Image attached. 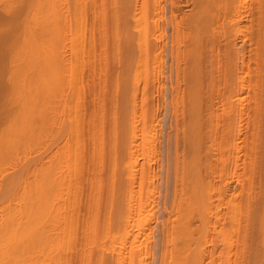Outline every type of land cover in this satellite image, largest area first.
Instances as JSON below:
<instances>
[{
	"label": "bare ground",
	"instance_id": "obj_1",
	"mask_svg": "<svg viewBox=\"0 0 264 264\" xmlns=\"http://www.w3.org/2000/svg\"><path fill=\"white\" fill-rule=\"evenodd\" d=\"M74 1L77 2L78 0L77 1L73 0V2L72 0L71 1L42 0L43 3L42 5L39 6V9L35 13L30 15L31 22L28 23L24 22L22 27V33L21 35H19L18 38L19 40L11 39L10 36L5 37L3 33L6 28L0 31V98H2L3 91L7 89L9 91L10 87L14 91L19 90L18 91L19 94L17 95L18 105L16 104L17 107H15L16 108L15 112L12 111L13 109L11 110L10 108H3L4 110L1 108L2 110H0V166H5V165L8 166L7 170H4V174L1 175L0 177V181H1L0 182V212L2 214L5 213L0 219V264H70L69 262L70 259L72 260V258L67 254V252H70L69 254H73L74 252L75 254V251L78 252L77 255L73 254L74 258L77 260L75 261L74 259V261L77 264H134L136 259L138 261L139 258L138 256H137L138 258H136L134 253H137L138 255V252L140 254V252L144 248V246L143 247L141 246L142 243H139L141 245L137 243L138 240H140L138 238H141V236L144 234L143 230L149 231L148 228L145 229V227L148 226L149 223L148 219L150 218L148 217L147 219V217L145 218V216L142 215L145 218L144 219L141 216V213L144 214L145 212L144 210H147V214L145 213L144 215H148L149 214L148 206L150 204H152L153 206L154 204L155 196H153V194H155L154 193L155 185L153 184V182L158 177V171H155L151 167V165L153 164V160L155 158V155L157 154L156 151L154 150H157L156 148H158L157 145L158 142L156 143L157 147H155V145L153 144V142H155L153 141L155 137H153L152 133L156 131L155 130L156 128H154L155 127L154 123L157 122L154 121L155 114L151 110L153 108L148 107L149 99H147L148 97L147 91L149 85L146 83V81L148 78H150L147 72L149 71V69L147 68L148 66L147 64L149 62L148 60H152L153 58V63L154 60L156 59L157 61L162 60V51L164 45L158 43V41H161L162 39L161 26H159L158 24L160 18L158 19V17H155L156 13L158 12L157 11L158 9H155V7L157 8V5L159 4L160 0L153 1L156 2V6L154 5L155 3L154 4L152 3L153 5H151L150 3L151 0H133L134 4L131 0L130 3L132 2L133 5L132 4L130 5V3L128 2L129 0H88L89 3L90 1H92L90 3V7L96 6L94 10L92 8L91 12L90 9L88 11L86 10L87 13L90 14L88 16H91V20L89 19L90 21L87 19L88 22H91V24L93 22H97L96 24H98L99 22L101 26L104 25L106 26L107 19L105 17L107 16L108 11L111 12L113 10L111 13L109 12V14H111L110 16L111 18L109 17V20L111 19L110 20L111 23L110 21H108L109 25L110 24L112 25L111 32L113 33L108 32L110 34L109 36H107V27L106 28L104 27V30H106L105 32L102 29L103 27H101L98 24L99 26L96 25V27L98 26L97 27L98 29L100 27V29L103 30L100 31V34L98 33L99 38L96 37L97 40L99 39L98 42L97 40H95L96 38H93L94 36L97 35V34L93 35L94 34L93 32H90L93 34L92 36L88 37V40L86 42L92 48L93 51H95L96 49L95 52H92L91 50L92 55H94V58H98L100 60L103 59L106 53L104 52L106 51L104 50L106 45H108L107 49L111 51L113 49L112 52L113 54L111 55H113L115 59L121 57L123 58L124 56L126 57L125 54H127L128 56L129 51L128 52L127 50L124 51V49L128 48L131 51L132 50L131 47L134 46L133 43H135V50L133 48L135 52H133V50L131 52H133L132 55L135 53L136 57L133 55L132 57L134 58H132L131 55L129 54L127 60H129L130 57V59L132 58L133 60H137V61L135 62L133 61L134 63L131 62L134 65L136 64V66H134L135 70L133 72L135 76L134 84H132L131 76L130 75L126 76V74L128 73L122 72V74H120L121 73L120 71V73L118 74L119 80L121 81L122 85L126 88L124 92H119L118 88H116L117 86H119L118 83H117L118 85L116 84L114 85L115 87L113 86V88L111 89L112 92L108 91L107 89H106L107 91L103 90L100 86L94 90H92L90 87H87V89L84 87H83L84 89L83 88L79 89L80 87L77 86L78 79H76L77 81L73 79L71 81V84H73V86L72 85L70 86L72 88L70 90L73 91V89L75 88L74 92L76 94H78L79 91L82 92V90L84 91L87 90L86 92L87 94H89L87 95V97H85L86 92L83 93L85 95V96L82 95L83 100L81 96L79 97L80 94L78 95L75 94L72 96L71 95L73 94L72 91L70 92L67 91V93L68 92L71 93L69 94L71 97L68 95V97L66 98V89H68L66 88L67 87L66 84H68L67 83L68 79H66L67 74H65V72L68 71L67 70L68 68L70 69V67L67 68V66L69 65L68 64L69 59L71 58L67 59L68 57V55L66 54L67 50H65L67 49L66 48L67 42L65 43V41L63 40L65 39L64 37H65L66 25L68 26L67 23L70 22L69 19L71 18H69V15L67 17L65 10L67 13H69L67 10L70 9H68L69 7L67 8V6L74 3ZM82 1L84 0H81V2L79 3H82ZM189 1L191 3H195V7L197 9L193 14L189 15L186 18L187 15L185 16L182 14L181 16V13L178 12L180 11V9H182L181 8V6H183L182 2H189ZM215 1L216 0H171L172 2L171 13L174 16L172 42L173 45H175V53L177 57L175 68H176L177 84L179 85L177 86L180 88V83L183 84L182 90H180L181 88L179 89L177 87L178 90L176 93L179 96L181 95L182 99L184 98V105L186 103L185 107L182 105L184 109L182 107L183 110L180 112L179 98H176L173 102V109H174L173 113L175 117L173 126H175V131H172L174 135L171 136L173 138L171 139L174 142L172 144L174 153L173 156L172 155L170 156L171 149L168 148L170 152H167L168 155H167V162H166L167 164H166V172H165L166 184L164 186L165 187L164 203L166 207L169 206L170 207L169 209L168 208L166 209V207H164V209H166V211L169 210L166 213L167 215L169 214L171 215L169 216V218L167 217V221L165 219L166 221L165 223L167 224L164 225V227L166 226V228L165 230H163V234L165 233V235L169 239L167 240V242L171 240L170 237H172L173 235L175 236L176 234L180 236V239L182 238V240L172 238V241L177 240L176 241L177 245L174 244V247L177 246L175 248L176 250L175 251L170 250L171 253L175 252L173 253L175 256V257L173 256L174 259L171 257L173 255L171 253H170L171 256H168L167 255L168 253L166 254V256L164 255L165 257H168L167 260L172 258L170 260L172 262L175 261L174 264H203L205 259L204 256L205 255L207 256V254L203 256L204 250L202 251L200 248L197 247L199 249L198 250L192 247L193 245L192 246L189 245L190 247L193 248L192 250L195 249L194 251L191 250L192 252H190L189 246L186 245L188 242L190 243L188 239H190L191 237L190 219L192 214L195 213V211L196 213L198 212L197 215L200 218L199 221L203 222V224L200 223V225L202 224L200 226L201 229L203 230V227L204 230L207 229V227L210 226L211 223L209 222L210 221L209 218L207 219L206 215L213 213L211 212V206L215 205L214 207H216L215 209H217L218 206L220 207V205H222L217 203L218 202L222 203L224 201V200L222 201L219 197L217 198L215 196V200H217V203L215 201L213 202L214 195L209 192L207 193L208 190L212 189V185L214 182H209L207 184H204V182L201 183V180L199 179L200 176L198 170L202 171L201 169L203 166L201 167L199 165L201 161L199 162L197 158L198 156L199 159L201 158L200 157L201 155L200 154L198 155V152L201 150L200 149L198 151L200 141L204 140L203 142H205L207 141V139H209L212 146L216 145V144L213 145L214 141H216V128H217V122H216L217 113L214 108L216 106V104L214 103L217 102L215 90H217L216 86L218 87L217 77L214 74V70L216 68L215 67L216 59L214 56L211 58L210 65L213 69V72L210 76L208 77L205 76V78L206 77L207 78L206 80H204L206 82V85L210 87V94H209L210 111L208 113V117L204 114L203 111H201L202 108L200 107L201 104L199 103V99L201 96L199 95V93H201V91L199 90L203 86L202 85L203 82L201 78L202 76L200 72V67L198 66L199 53L203 45L202 30H203V26H205V22L203 21L205 18L206 6L203 3L204 2L214 3ZM219 1L220 4H218L219 3L218 0H217L218 3L216 2L217 5H219V7L215 4L217 6V9L219 8V11H217L218 13L215 12L213 13V15H211L212 19L219 20L221 15L224 19H228L232 25L238 24V22H240L243 19L246 9L245 8L246 0H219ZM223 2H226V9H223L222 7L224 6ZM92 3H94V5H92ZM105 3L106 4L108 3V5L109 4L113 5V9L112 7L109 8V10L107 9L108 11H106L107 12L106 14H104L105 11L102 12V10L103 9L106 10L107 7L112 5L109 6L107 5L106 7V5H104ZM124 3H126V5L129 3L128 4L129 6L123 11L122 9L123 6L125 5ZM77 5L75 6L77 7ZM79 5L81 6L82 4ZM103 5L106 8H104ZM259 5L260 7H258V9L260 10L256 11L257 12L256 15H259V17L261 18L258 27L261 23H262L261 25H263L264 23V13H262L264 12V3L261 2ZM130 6L133 7L130 9L129 8ZM152 6H154L155 9L154 12H152L153 10ZM158 6L160 7V5ZM101 7L103 9H100ZM81 9L78 11L82 12ZM18 10H16V12L13 13H17ZM78 11H76V13ZM219 12H221L222 14L221 13L219 14ZM87 13L85 14L87 15ZM81 14L83 15V13ZM77 15L78 14L75 15L74 12V16L76 17ZM84 15L82 18H80L81 21L83 20V18L85 20ZM78 16L81 17L80 14ZM65 17H66V21H65ZM75 17L73 19H75ZM67 18L69 19L67 20ZM257 18L258 17L255 16V21L257 20ZM78 19L79 18L77 17L76 20H74V22L77 21ZM80 19L78 20L79 22H81ZM87 20H85V22H87ZM103 22L105 23L104 25H102ZM127 22L135 23L134 27L136 28L137 35L135 37L136 39L132 37L131 39L129 37L130 34L128 35L127 33L128 36L125 34L126 35L125 37L127 38L126 40H128L129 43L127 42L128 45L126 44L125 46H122L121 44L122 38L120 39V37H122L121 35L125 33V27L128 26ZM14 24L20 25V22L19 23L14 22ZM94 25L95 23H93L92 27ZM261 25L259 29L264 28V25L262 27ZM97 28L96 30H98ZM96 30L94 29L95 32H97ZM120 31L122 32L119 33ZM237 31L239 32V30ZM214 32H213V36L208 37L210 41H213L211 38H214L217 34L216 32L215 33ZM261 33L263 35L264 30H262ZM111 35L113 36L111 37ZM106 37H108V39H110V37L113 38L112 41L113 44L110 40H107ZM151 37L152 40L153 39L155 40V41L153 40L154 42H156L155 44L154 42L151 43L150 41ZM123 39L122 41L124 43L126 40L124 41ZM84 40H86V38ZM131 40H133V43ZM130 43L131 46H129ZM94 44L98 45L99 47L97 46L94 48ZM109 44L110 47L111 45H113L112 46L113 48L111 47L112 49L109 47ZM76 45L77 47H79L78 46L79 44L76 43ZM85 45L87 46V44ZM90 47H86L87 51L88 48L90 51ZM122 49L125 54L123 53ZM7 50H13L12 52L13 59H11V61L8 60V62L5 58ZM76 51L75 54L73 53V55H75V58L78 59L80 54L78 55ZM121 51L123 55H121ZM91 52H89L90 56H92L90 54ZM245 54L246 53L244 52L242 53V55H240L241 56L240 59L242 60L240 66L242 68H245L247 63L244 57ZM106 55H108V52ZM111 55L110 56L108 55L109 57L107 56V60L109 58L110 60L111 59L113 60L109 62H113V64L116 62L118 63L117 60L113 59V56L111 58ZM213 55H215L214 51H213ZM72 58L75 59L74 56ZM81 59L79 58L77 61L79 62V60ZM98 59L95 60L97 61ZM230 59L231 58H229V60L227 59L228 61L227 64L231 68L232 67L231 63L233 62H231ZM121 60L119 59L120 61L119 63H121ZM86 61H91V60H86ZM104 62L107 61H105L104 59ZM89 63L91 65V62ZM92 63H95V61H92ZM181 63L183 64L181 65ZM78 64L80 65V63H77V65ZM103 65L99 64L98 66H95L92 64L91 66L93 70L91 71L89 70L90 73L86 72V74L87 73L91 74L92 77H97L98 79L104 77L106 75L105 68H107V66L105 65L106 66L105 67ZM69 66H71V63ZM78 67L79 66H77V68ZM72 68H73L72 70L77 69L73 65ZM87 68L90 67L88 66ZM231 71L233 72L234 70L228 69L229 76L226 78L227 81L226 83L232 87L234 86L238 87V84L241 83L239 84V86L241 90H244L245 89L244 82H246L245 81L246 74L244 75V78L242 77L243 79L241 78V81H239L238 78L241 77L240 75H242V73L239 75L240 77L235 76L239 81L236 82L237 79H235L233 74H231L232 73ZM244 71L243 73H245ZM34 73H37L36 77L35 76L32 77V75H35ZM157 74L161 75L162 70L158 72L156 70L152 71V77ZM37 77H38L37 80L39 81L36 80ZM33 78L34 80H36V82H38L37 83L38 85L35 84ZM74 83H76L75 87H74ZM161 85L162 84H159L160 87ZM33 87H35L36 91L39 93V97H38L39 99L37 98L38 96L37 93H35V95L37 94L36 96L34 94H32L31 96L32 92L30 90L34 89ZM76 89L79 91H77ZM29 91L31 93H29ZM92 91L96 93L94 94L92 93ZM91 93L94 94L93 95L94 97L95 96L96 97L95 98L93 97L94 100L93 98L90 100L89 97V100L87 101L86 99L88 98V96H90ZM29 95L31 96V98L29 99L30 101H28V98L30 97ZM235 95H237L236 92L235 94L234 92H229V95L225 97V101H224L225 113L227 115L236 113V114H240L241 116H244V114H246V112L244 113L243 110L244 106H242L244 103L241 105V108L242 107L243 108L242 109L240 108L241 111L239 110L240 111L239 113V111H237L238 108L236 110V106L237 107L240 106V104L242 103L241 102L242 99L240 98L241 97L240 96L238 98L241 100L237 101L239 99H237L236 98L237 96ZM75 96L76 98L79 97L78 100L80 99V102L79 103L74 102L75 106L73 105L74 103L72 104L73 106H71L69 104L71 100L78 101L76 98L75 100L72 99V97L74 98ZM32 97H34V99ZM34 100H36V102L42 101V103L40 102V105H42V107L41 109L38 108L37 112L31 109V108L34 109L37 106L40 107L38 103L34 104L35 102ZM28 102L29 104L32 103L33 107L32 105H28ZM235 102H237V105ZM91 103H93V105H91ZM234 103L236 106H234ZM198 104L200 105L197 106ZM29 107L30 110L28 111ZM198 108H201L200 111L203 112L202 114H200ZM33 111L36 112V114H38V111L42 112L40 117L41 119L39 118L40 120L37 119L38 115H35ZM149 111H151L152 115L154 114L153 117L152 115H149L147 117ZM180 114H182L186 118L185 119L182 116L183 117L182 119L185 120L184 123L183 122L181 123L182 125H180L179 122L182 121V119L181 120L179 119L181 118ZM200 115H205L207 118L204 116H203L204 118H201L202 116L200 117ZM5 118L7 119L6 122H5ZM36 119L40 121V124L42 126L41 137L40 138L38 137L39 139H41L40 147L42 149L40 148L41 151H39L41 153L39 157L41 158H38L39 160L37 159L40 162H36L34 160V163L36 162L35 163L36 165L38 163L39 167L36 165H35L36 167H34L32 163L31 165L26 155L27 154L26 147L31 138L30 136L33 137L32 126L34 125L32 124ZM239 119L240 120L237 122L238 124H235V126L234 124H230L228 127H226L227 128L225 129L226 133L225 132L224 133L226 134L227 137H232L235 133L236 135L238 134L239 136L240 132L242 131L241 125L243 118L239 117ZM228 121H232V118L231 119L229 118ZM236 125L238 126L236 127ZM258 125H260L261 127L260 123ZM204 127L206 128L205 131L203 130ZM203 131L207 132L206 133L207 139H204L203 136L205 135V133ZM230 139H232L233 141L232 140L230 141ZM237 139L236 138L235 140L234 138H229V140L226 139L227 143L226 142L225 143L227 145L223 142L224 146L221 152H224L225 154L227 150L228 151L230 150L228 148L230 146L234 148V151L236 150V153L238 151H241V149L239 150V148H241L240 146L241 144L240 145L238 144L240 143L239 142L240 140L237 141ZM235 141H237L238 143H236ZM203 142H201V146ZM231 142L233 143L230 144ZM236 144L239 145V148L238 145ZM208 146L210 147V144H208ZM212 146L210 147V149H213ZM215 147L213 150L219 149L218 148L219 146L217 148ZM252 149L255 151L256 154L255 147L254 148L252 147ZM212 152L209 151V154H211ZM215 153L216 152H214V154L213 153L211 154L212 158L214 157ZM239 154L241 155V152ZM235 155L237 156L236 157L234 156L233 158H235V160L236 158H238L237 160H239L240 155L238 156V153ZM211 156L209 155V157ZM220 156H222V154ZM220 156H216V157L219 158ZM224 156H222L223 158L220 159L221 161L220 164L223 163L224 164L223 166L226 167L227 164H225L224 161L226 163H228V161L224 160L226 158V154ZM216 157H214L213 159H216ZM144 159L146 160L145 161L146 166H143L144 167L143 168L142 165ZM200 160H202V158ZM237 160L234 162L235 163L234 168L239 169L237 166L240 167V164L238 163L239 161L237 162ZM214 161L216 162V160H213V162ZM196 162L198 163V165L196 164ZM209 162L210 160L208 161V164ZM213 162L211 161L210 164L211 166L215 164L212 166V168L214 166L215 167L213 169H210L209 167L211 173L216 172L212 170H215L217 162L216 163ZM256 164L257 163L254 164V168L257 172L258 169L256 168L258 167H255ZM30 165L36 168L37 171L34 180L33 179L29 180V177H27L28 174L29 175L31 174L29 172L31 167ZM9 169L10 171H8ZM2 171L0 172L3 173ZM38 171H41V175L40 172ZM257 174L258 173L254 172V176H256ZM211 176H213L212 177L213 179H215L214 177H216V175H213V173ZM208 184L209 186H207ZM143 187L145 188L144 191H143ZM217 187H213V188H217ZM220 189L222 191L223 189L222 186ZM220 189H218V191ZM215 190L216 189L214 190L212 189L210 192L212 191L215 192ZM223 190L227 191L226 188H224ZM205 191L206 194H209L208 196L211 197L212 202L209 201L208 199L211 205L210 207L208 203L206 204L203 201V197H205L203 196L205 194ZM221 191L219 192L220 193L219 195L221 196H224V194L227 193V192L221 193ZM251 194L252 193H250L249 196ZM226 197L228 198V196H225V198ZM251 197L252 195L247 199L250 201L249 198ZM167 201L168 202L170 201L169 203L170 205L168 204V206H167ZM249 201H247V204ZM234 202H235L234 204H236V202L238 201L234 200ZM250 203L251 202H249V204ZM234 204L232 205L234 206V210H233L234 212L232 211L234 215L233 218L230 219V221H232L233 223H234L233 219L235 218L236 213L239 209V208L237 209L238 207L237 204L239 203H237L236 205ZM151 208H149V210ZM242 211L240 210V213ZM174 213H176L177 216ZM242 213L240 215H242ZM220 215L218 218L222 217V215L221 216ZM243 215L244 217L248 216L247 218H250L249 214L245 216V212ZM243 215L241 217H243ZM210 216H212V214ZM237 217L238 216H236L234 220L239 219V221L241 222L240 218ZM218 218L214 220L219 223L220 221ZM150 220H152V218ZM206 221L209 222L210 224L209 223L205 224ZM246 221L244 223L247 225ZM250 225L244 227L249 228ZM96 226H99L100 228L101 227L108 228L111 226L113 230L110 228L108 229L102 228L104 230L103 231L104 233H101L100 228H97ZM95 227L97 228V231L99 230L98 232L99 234L101 233L100 234L101 236L102 234H104L103 236H105L106 235L105 231L107 230L112 231V233L108 232L109 234L111 233L110 234L111 236L108 234L109 235L108 237L107 235L108 238L112 237L113 235L112 239H109V241H112L113 238H114L113 241H115V239L116 241L119 240L120 242H118V244L120 243V246L118 247L115 245L114 247L113 244L116 241L110 242L112 243L111 245L113 246H111L109 242H107L106 245L105 240L107 239H105V237H104L105 240L102 239L103 238L102 236L100 237L101 241L104 242L105 244L100 242L98 239L97 242H99V245H101L102 243L106 246L101 245L102 247H100L98 243L95 242L96 235L93 236V238L95 237L94 238L95 243L92 245L93 242L92 235H94L92 234V232L93 229H95ZM259 227H260L259 230L261 231L260 244L262 246V251H261L262 258L260 256L258 257V259L261 258L260 259L261 262L259 263L264 264V206H263L261 219H259ZM77 229H78V235H77L78 238L75 237ZM245 230L246 229H244V231ZM99 234L98 237L100 236ZM178 235L176 236L178 237ZM240 237L242 239L243 236L240 235L239 238H237L239 241H240ZM76 238L78 243L79 242L81 243V244L79 243V246H81L82 244L86 245V248H84V250L81 249H80L81 251L74 250L75 247L71 246L70 242L72 243L74 239L76 240ZM223 239H225L224 241L228 242L227 245L230 243L231 240H232L231 244H233V240L234 243L236 240V239H227V238H223ZM243 239H245V243H247V238L244 237ZM178 240L179 243L183 241L182 243L184 244L181 243L180 245L178 243ZM218 241L220 240L218 239ZM239 241H237L238 245L241 244V242L239 244ZM242 242H244V240H242ZM95 244H97L100 247V250L98 252L96 250L97 247ZM138 245L140 246L139 249H137ZM178 245L181 248L184 245L185 247L182 248L183 249L182 250L178 247ZM243 245L244 243L242 244V246ZM110 246L113 247V249ZM230 246L231 245H228L227 248L229 247L230 249ZM233 246L231 247V249L234 248ZM92 247L95 248L94 250L96 251L94 250L91 251ZM103 247H107L104 248L105 254L107 249H108L107 255H109L110 251H112L113 254L111 256H107L104 253H101L103 252L101 251V249L103 250ZM115 248H117L118 250L117 249L115 250ZM140 248H142L141 251ZM216 248H214L213 251ZM240 248H238V250L241 252L246 250L245 246H244L245 249L243 251L240 250ZM68 249L70 251H68ZM166 249L165 251L168 252L169 250ZM71 250H73V252H71ZM146 251L147 250H145V252ZM165 251L164 253H166ZM201 251L203 252V254L201 253ZM231 251L228 250L227 252V253L230 252L229 256H231L234 253V252L232 253ZM249 251H247V253ZM237 252L236 255L234 253V255L236 256L234 258L235 264H237L236 262H238L236 260L238 256ZM210 254H211V258H210V263L208 262L209 264L216 262L215 259L217 258H219L218 260L222 259L220 256L216 257L215 251L213 253L211 252ZM245 255L246 252L244 256ZM139 256H141V254ZM229 256H227V258ZM231 257H229V260H231ZM167 260L166 261L164 260V262L167 263L168 262ZM227 260L228 259L224 261L226 262L225 264H228ZM231 263L232 260L229 264Z\"/></svg>",
	"mask_w": 264,
	"mask_h": 264
},
{
	"label": "rangeland",
	"instance_id": "obj_2",
	"mask_svg": "<svg viewBox=\"0 0 264 264\" xmlns=\"http://www.w3.org/2000/svg\"><path fill=\"white\" fill-rule=\"evenodd\" d=\"M84 1L87 2L88 0H84ZM84 1H82V3H79V2H81V0L80 1L78 0L77 2L74 1V3H72L69 6H67V8L69 7L68 9H70V10H67L70 14L67 13L66 10H65V13L67 14V17L69 15V18H71V19L67 18V20L69 19L70 22L67 21L68 22L67 23L68 26L66 25V28H65V37H64L65 39L63 40V41H65V43L67 42L66 43V46H67L66 48L67 49H65V50H67V53L66 54L68 55V57H67V55H66V57H67V59L71 58V59H69V62L71 63V66H69L70 65L69 62H68L69 65L67 66V68L70 67V69L68 68L67 69L68 71L65 72V74H67V78L66 79H68V82H67L68 84H66L67 85L66 88H68V89H66V98L68 97L69 94H71L69 92L72 91V90H70V89H72L70 86L71 85L73 86V84H71V81L73 79H75V80L78 79V83H77L78 85L77 86L80 87L79 89H82L83 87L87 89V87H90L92 90H94V89H96L97 87L100 86L103 90H106L107 89L108 91H111V89L113 88V86L115 84L116 85L119 84V86H117L116 88H118L119 92H124L126 90V88L122 85L121 81L119 80L118 74L120 73V71H121L120 74H122V72L123 73L124 72L125 73H128V74H126V76L127 75H130L131 76V79H132V84H134V82H135V78L134 77L135 76H134V73L133 72L135 70L134 69V66H136V64L134 65L132 63H134L137 60H133L132 59V58H134V57H132L133 55L136 57V54L134 53L132 55V53L135 52L134 51L135 50V43H133V40H131L132 43H133V45H134V46L131 47L132 50L134 48L133 52H131L132 50L130 51L128 48H125L124 49V51H126V50H127V52L129 51L128 52V56H129V54L131 55L132 61H131L130 57H129V60H127L128 56H127V54L124 53L123 49H122V51L126 55V57L124 56L123 58L121 57V58L115 59V57L113 55H111V54H113L112 53L113 52V49H112L113 48L112 47L113 45H111L112 48L110 47V44L111 43L109 44V47L112 49V51L109 50V49H107L108 48L107 47L108 45H106L105 48H104V50H106L104 52H106V53H105L103 59L100 60L98 58H94V55H92V52H95L96 49H95V51H93L92 48L86 42L88 40V37L92 36L93 33H94L93 35L97 34L93 38L98 37V33L100 34V31L102 29L104 30V27L105 28L107 27V36H109L110 33H113V32H111L112 31L111 30L112 25L111 24L109 25V22H108V21L111 20V19L109 20V17L111 16V14H109L110 11H108V10L111 7L113 9V5L112 4H109V5H112V6H109L108 5L109 2L107 1L108 3L107 4L105 3L104 5H106V7L108 5L109 7L106 8L103 5V7L106 8V10L103 9L102 7L100 8V9H103L102 12L105 11L104 14H106L107 13L106 11H108V13H107L108 18H107V16L105 17L107 19L106 20V26L104 25L105 24L104 22L102 23V25H104V26H101V24H99V22H98V24L101 27H103L102 29H100V27H99V29H100L99 30L97 28L99 26L98 24H96L97 22H93L92 21L93 23H95V25H94L95 28H94V26L92 27L93 23L91 24V22H88L89 19L91 20V16H88L90 14H88L87 11L90 9V12H91L92 8L94 10V8L96 6H91L90 7V3L92 1H90V3H89V1L87 3L84 2ZM130 1L131 0H129L128 2L130 3ZM151 1H150L151 5H153L155 3L154 5L156 6V2H153L154 0H151ZM160 1H161V4H160ZM160 1H159V4H158V5H160V7L158 5H157V8L155 7V9H158L157 10L158 12L156 13V16L155 17H158V19L160 18L158 24H159V26H161L162 39H161V41H158V43L159 44L161 43V44L164 45L163 51H162V60L161 61L160 60L157 61V59H156V60H154V63H153V58H152V60H148L149 62H148L147 65L149 67L147 66V68L149 69V71H147V72H148L150 78H148L147 81H146V83L149 85L148 91H147L148 92L147 99H149L148 100L149 101L148 107L149 108H153L151 110L155 114L154 121L157 122V123H154L155 124V127L154 128H156L155 130L157 131V133H156V131L155 132L153 131L154 133H152V135L156 139V140L153 139V141H155V142H153V144L155 145V147H157V145H158V148H156L157 150H154V151H156L157 154L155 155V158L153 160V164L151 165V167L155 171H158V177L153 182V184L155 185V188H154V191H155L154 193L155 194H153V196H155V197H154V204H153V206H152V204H150L148 206V211H149L148 212L149 213L148 215L149 216L148 215H144L145 213L147 214V210H144L145 212L143 211L144 214L141 213V216L143 215V216H145V218L147 217V219H148V217L150 219L152 218V220L148 219L149 220L148 226L145 227V229L148 228L149 231L145 230L146 231V233H145V231L143 230L144 234L143 235L141 234L142 235V236L140 235L141 238H138V239L141 240V242H140V240H138L137 243L138 244L139 243H142V245L141 244H139V245H141L142 247L144 246V248H143L144 250L142 248H140V251L142 249V251L140 252L141 256H139L140 255L139 252H138V255H137V253H134L135 256H136V258L139 257L138 258V261L135 258L136 261H135L134 264H144V263L145 264H172V263L174 264L175 261L172 262L170 259H172L173 256H174L173 253H175V252L171 253V251H175L176 250L175 248L177 246L174 247V244L177 245V242H176L177 240L176 241L175 240L172 241V238L173 239H175V238L176 239H180V236L178 234H176V235H178L179 238L176 235L175 236L173 235L174 237L173 236L170 237L171 240L169 242H167V240H169V239L167 238V236L165 235V233L163 234V230H165V228H166V226L164 227V225L167 224V223H165L167 221V217L169 218V216L171 215L169 213H168L169 215L166 214L169 211V210L166 211V209L167 208L169 209L170 206L169 207H166L165 206V203H164V191H165V187L164 186L166 184V182H165L166 181V176H165L166 173L165 172H166V164H167L166 162H167V155H168L167 152H170V150H168V148L171 149V152H170L171 154L169 153L170 156L171 155L173 156V153H174L173 148H172L173 147L172 144L174 142L172 140L173 138L171 137V136L174 135L172 131H175V126H173L174 121H175V117H174V113H173V110H174L173 109V102H174V100L176 98H179V101H180V103H179V105H180V107H179L180 108V112L184 109V107L186 106V103L184 105V98L182 99V96L181 95L179 96L176 93L177 90H178V88H179L178 87L179 85L177 84L176 68H175V65H176V62H177V57H176V53H175V45H173V42H172L173 41V25H174V16L171 13V9H172L171 3L172 2H171V0H160ZM260 1L264 3L263 0H246V3H245V8L246 9H245L244 17H243V19L240 22H238V24H234V25H232L231 22L228 19H224L221 15H220L219 20L212 19V16L211 15H213V13L219 11V8L217 9V6L219 7V5H217V3L219 2L218 4H220V1L219 0H218V2L216 0L214 3L213 2L212 3H206V2L203 3L206 6L205 18H204V21H203V22H205V26H203V30H202L203 31V33H202L203 45H202V47L200 49L199 60H198V66L200 67V72H201V76H202L201 78H202V82H203V84H202L203 86L199 90V91H201V93H199V95H201L200 96V99H199V103L201 104L200 107L202 109L201 108H198V110H199L200 114H202L204 112V114L208 117V113L210 111L209 110V108H210V96H209V94H210V87H208L206 85V82L204 80H206V78L208 76H210L212 74V72H213V69H212V67L210 65V60L214 56L215 59H216V66H215L216 68L214 70V74L217 77L218 87L216 86L217 90H215L217 102L214 103V104H216V106L214 108H215V111L217 113V120H216V122H217V128H216V141H214V144L213 145H215V144L216 145L218 144V145L217 146L215 145L216 147L215 146H212L211 145V142L209 141V139L206 138L207 137L206 136V133L207 132H204L205 129H206L205 128L206 126H205L203 128V130H204L203 132L205 133V135L203 137H204V139H207V141L203 142L204 140L202 139L203 141H200L199 142L200 145H199V149H198V151L201 149L200 150L201 153H200V151L199 152L197 151L198 152V155L199 154L201 155L200 157L202 158V160H203L204 163L202 162V160H200L201 158L199 159V156H198L197 158H198L199 162L200 161L202 162V163L200 162L199 165L201 167L203 166L202 169H201L202 171L198 170V173H199V176H200L199 179L201 180V183L204 182V184H207L209 182H214L213 185H212V189L213 190L216 189L217 190V191L215 190L216 193L214 191L210 192L212 189H210L209 187L208 188L210 190H208V191L206 190L207 193L209 192V193H211V194L214 195V197L212 195V197L214 198L213 202L215 201L217 203V200H215V196L217 198L219 197L222 201L224 200L222 203L218 202L217 204H222V205H220V207L217 205L218 207H217V209H215L216 208V207H214L215 205H212V206L210 205V202L209 201H211V197L208 196L209 194H206V191H205V194L207 195V198H206V195L204 194L203 196H205V197H203V201L206 204L208 203L209 207L211 206V212H213L211 214H212V216H214V217L210 216L211 214H209V213H208L209 215H206L207 219L209 218V220H210V221L209 220L208 221L211 223L210 224L207 221L205 223V224H208V223L210 224V226L206 225V226H208L207 227L208 231H207V229L204 230V227H203V230L201 229L200 226L203 224V222H200L199 221L200 218L197 215L198 212L196 213V211H195V213L192 214L191 219H190V226H191V235L190 236L191 237H190V239H188V241H190V243L187 241L188 243L186 245H188V246L189 245L190 246L193 245L192 247H194L196 249L200 248L202 251L204 250L203 251L204 254H203L202 251H201V253L203 254V256L205 254H207V256L206 255L204 256L205 259H204L203 264H207L208 262L210 263V258H211V254L210 253L211 252L213 253L214 251H215L216 257L217 256H220L222 258L221 260H218L219 258L215 259V261L216 262L218 261L219 264L220 263L221 264H225L226 262H224V261H226V259L229 260V257H231L232 255L234 257L233 256L231 257V260H232V263L231 264H233V262L235 264L234 258L236 257L235 256L236 255V252L239 251L238 248H240V247L241 248L243 247L242 249L240 248V250H242V251L245 248H246L247 251H249V250L250 251L248 253H247L246 250L243 251L244 253L241 252V251L237 252L238 253V256L236 258V260L238 261V262H236L237 264L238 263L239 264H241V263L242 264H258L259 262H261L260 259L262 258V252H261L262 251V246L260 244L261 243V241H260V237H261V234L260 233H261V231L259 230L260 229V227H259V219H261V215H262V212H263V206H264V201H263V198H264V184H263L264 183V133H263L264 132V51H263L264 50V34L262 35V33H261V31L264 30V28L263 29H261V28L259 29L260 25L262 24L261 23L259 25V27H258V24L260 23V19L261 18L259 17V15H256L257 14L256 11L257 10L258 11L260 10V9H258V7H260V5H259L261 3ZM72 2H73V0H72ZM132 2H133V0H132ZM132 2L130 3V5L132 4ZM42 3H43L42 0H0V24H1L0 25V29H1L0 31H2V29L4 30L6 28L5 31H4V33H3L4 36L5 37L6 36H8V37L10 36L11 39H16L17 40L19 38V35H21V33H22V27H23L24 22H27V23L28 22H31L30 15H32L33 13H35L39 9V6L42 5ZM76 3L78 5L79 4H82V5L81 6L79 5V7H78V5ZM124 4L126 5V3H124ZM128 4L126 6L124 5L125 7L123 6V9H122L123 11L126 8H128V6H129ZM133 4H134V2H133ZM223 4H224V6H222L223 9H226V2H223ZM75 5H77L78 10H80L81 8H83L84 11H83V9H81L82 12H79L77 10V7ZM92 5H94V3H92ZM122 5H123V2H122ZM182 5H183V6H181L182 9H180V11L178 13H181V16H182V14L185 15V16L187 15L186 18L189 15L193 14L196 11V9H197L195 7V3H191L190 1L189 2H182ZM120 7H122V6H120ZM132 7L130 6L129 8L131 9ZM152 9H153L152 12H154V10H155L154 9V6H152ZM16 10H18V12L17 13H13V12H16ZM173 10H174V8H173ZM76 11H78V12L76 13ZM74 12H75V15L76 14H78V15L80 14L81 17H79L78 15L75 17L74 16ZM84 12L87 13V15ZM81 13H83V15L85 14L84 15L85 16V20L88 19L87 22H85L84 18H83L84 21L83 20L81 21L80 18L83 17V15ZM220 13L221 12H219V14ZM262 13H264V12H262ZM179 16H180V14H179ZM185 16H183V17H185ZM255 16L258 17L257 20H256L257 22L255 21ZM74 17H75V19H73ZM77 17L80 19V21L82 22V24H81V22L78 21L79 19L74 22V20H76ZM258 19H259V21H258ZM65 21H66V17H65ZM14 22H18V23L20 22V25L19 24L18 25H15ZM261 22H262V20H261ZM110 23H111V21H110ZM127 24H128V26L125 27V33H123L124 35L123 34L122 35L120 34L122 36V37H120V39L121 38L122 39L125 38V39H123L124 41L127 39L125 37L127 35V33H128V35L130 34V36H129L130 38L131 37L132 38H135L136 35H137L136 28L134 27V24L135 23L134 22H132V23L131 22H127ZM96 25H98V26L96 27ZM263 25H264V23H263ZM263 25H261V27ZM90 28H91V30L92 29L93 30L91 31ZM96 28L98 30H96ZM129 28H130V30H129ZM94 29L97 32H95ZM119 29H118V31H119ZM213 30L217 34H216V36L214 38H211L213 41H210L208 39V37L209 36H213V32H214ZM237 30H239V32ZM240 30H241V32H240ZM104 31L106 32V30H104ZM129 31H130V33H129ZM235 31H237V32H235ZM90 32H93V33H90ZM108 32H110V33H108ZM121 32L122 31H120L119 33H121ZM18 33H20V34H18ZM88 33H89V35H88ZM236 33H237V35H236ZM112 36L113 35H111V37ZM68 37H70V38H68ZM111 37H110V39H108V37H106V38H107V40H110L112 42L113 41V38H111ZM85 38H86V40H84ZM122 39H121L122 46H125L127 44V42L129 43V41L126 40L125 41L126 43L124 42L125 43L124 44L123 41H122ZM150 39L149 40L151 41V43H153L155 41L154 39H153L154 41L152 40V37ZM95 40H97V38ZM98 40H97V42H98ZM110 41H108V42H110ZM78 42H80V43H78ZM76 43L79 44L78 45L79 47H77ZM84 43L87 44V46ZM155 43L156 42H154V44ZM74 44H75V47H74ZM96 44H94V48L99 45V43H98V45H96ZM112 44H113V42H112ZM129 46H131V43L129 44ZM86 47H90V51H89V48H88V51H87ZM91 50H92V52H91ZM98 50H99V48H98ZM75 51H76V53L78 55L80 54L79 57H78V59L79 58L81 59V57H82V59L79 60V62L77 61L78 59L75 58V55H73V53L75 54ZM122 51H121V55H123ZM213 51H214V54L215 55H213ZM12 52H13V50H7L6 51L5 58H6L7 62H8V60L11 61V59H13V57H12L13 53ZM89 52H91L90 54L92 56L89 55ZM107 52H108V55L109 56L111 55V58L113 56V59L114 60H117L118 63L120 62L119 59L120 60L122 59L121 60V63L118 64L116 62V63L113 64V62H109V61H113V60L112 59L110 60L109 58L107 60V56H108V55H106ZM244 52L246 53L244 57H245V60H246L247 63H246V67L245 68H242L240 66L241 65V62H242V60L240 59L241 58L240 55H242V53H244ZM71 53H72V55H71ZM73 56H74L75 59L72 58ZM88 58H90V59H88ZM229 58H231L230 60H231V62H233V63H231L232 64V67L231 68L227 64V62H228L227 59L229 60ZM95 59H98V60L96 61ZM104 59L107 62H104ZM135 59H137V58H135ZM86 60H91V61H86ZM92 61H95V63H92ZM87 62L88 63L91 62V65L93 64L95 66H98L99 64L100 65H103L104 64L103 66L106 65L107 68H105L106 66L104 67L106 69L105 70L106 71V75L104 77H102V78H99V79L97 77H92V75L91 74H88V73H90L89 70L91 71V70H93V68L90 65V63L88 64ZM161 62H162V64H161ZM77 63H80V65L79 64L77 65ZM87 64H88V66L90 68H87L88 67ZM182 64L183 63H181V65ZM72 65L75 66L76 68H77V66H79V67L77 69H75V70H72L73 69L72 68ZM160 65H161L162 68L160 67ZM237 65H238V67H237ZM228 69L234 70L233 72L231 71L232 72L231 74H233L234 77L235 76L236 77H240L241 76L240 78H238L239 81H241V78L242 77L244 78V75L246 74V76H245V79H246L245 81L246 82L243 81L244 82V88H245L244 90H241V88L239 86V84H241V83L238 84V87L237 86L232 87V86H229L226 83L227 82L226 81V78L229 76ZM241 69H243V70H241ZM153 70H156L157 72L160 71V70H162V74L161 75H158L157 74V75H155V76L152 77V71ZM243 71L245 73H243ZM86 72H88L87 73L88 76H87ZM241 73H242L243 76L240 75ZM34 74L35 75H32L31 74L32 77H34V76L36 77L37 76V73H34ZM124 76H125V74H124ZM205 76H207V77L205 78ZM236 77H235V79H237ZM37 79H38V77L36 78V80ZM238 79H237V81L236 80L235 81L236 82H239ZM36 80H34V78H33V81L35 82V84L38 83V82H36ZM37 81H39V80H37ZM76 81H73V82H76ZM69 82H70V84H69ZM243 82H242V84H243ZM75 84L76 83H74V87L76 86ZM159 84H162L161 87L159 86ZM33 88L34 89H32V90L29 89L32 92L31 93L29 91V93H31V96H32V94L35 95V93H37L38 94L37 98H38L39 97V93L36 91L35 87H33ZM36 88H38V87H36ZM180 88H179L180 90H182V88H183V84H181V83H180ZM74 89L72 91L73 94H71L72 96L76 94L74 92ZM15 91L12 90L11 87H10V90L9 91H8V89L3 91L2 98H0V100H1L0 101V110H2L3 108H10L11 110L13 109L12 111L15 112V110H16L15 107H17V105H18V103H17V95L19 94V92H18L19 90H15ZM67 91H69V92L67 93ZM77 91H79V90H77ZM86 91L87 90H85V91L82 90V92L79 91L80 92V93L78 92V94H80L79 97L80 96L82 97V95H84L83 93H85ZM229 92H234V94L236 92L237 95H235V96H237L236 97L237 99H239L238 97L241 96L240 98L242 100L241 99L237 100V101H240L241 100L242 103L240 104V106H238V107L236 106L237 105V102H235L236 105L234 103V106H236V110L238 108L237 111H239V110L241 111V109L243 108V107L241 108V105L244 103L242 105V106H244V108H243L244 113L246 112V114H244V116H241L240 114H236V113H233V114H230V115H227L225 113L224 101H225V97H227L229 95ZM92 93L95 94L96 92H93L92 91ZM92 93L90 94V96H88L87 99L86 98H84V99H86L88 101L89 100V97H90V100H91L94 97L93 96L94 94H92ZM78 94H76V95H78ZM85 94H86V96L84 95L85 97H87V95H89V94H87V92ZM31 96L28 98V101H30L29 99L31 98ZM176 96H179V97H176ZM32 98L34 99V97H32ZM75 98H76V96L74 98L72 97V99H74V100H75ZM78 98H76V99L78 100ZM94 98H93V100H94ZM70 100H71V98H70ZM82 100H83V97H82ZM200 100H202V101H200ZM34 101H35L34 104L35 103H38L40 105V102L42 103V101H40V102L39 101L36 102V100H34ZM67 101H69V100H67ZM71 101H70L69 104L71 106H73V105L75 106V103H79L80 102V99L78 101H76V100L75 101L71 100ZM32 103H33V101H32ZM32 103L29 104V102H28V105H32ZM239 103H238V105H239ZM200 104H198L197 106H199ZM37 105H35V106H37ZM91 105H93V103H91ZM32 107H33V105H32ZM41 107H42V105H40V107L37 106L36 108H34V109L31 108V109L37 112V109L38 108L41 109ZM182 107H183V109H182ZM200 109L203 112H201ZM29 110H30V107H29L28 111ZM40 111H42V110H40ZM40 111H38V114H36V112H34L35 115H38V118H37L38 120L41 119L40 117H41V113L42 112H40ZM240 111H239V113H240ZM39 114H40V116H39ZM149 115H152L151 114V111L148 112L147 117ZM153 115H152V117H153ZM180 115H181L180 116L181 118H179V119L181 120L184 116L182 114H180ZM205 115H200V117L202 116L201 118H204V117H206ZM239 117H242L243 118L242 125H241L242 126L241 127L242 128V131L240 132L239 136H238V134L236 135V133H235L232 137H227L226 134H225L226 133L225 132V129H227L226 127H228L230 124H234V126H235V124H238L237 122L240 120ZM229 118L230 119L232 118V121H228ZM7 119H8V117H7ZM7 119L5 118V122L7 121ZM37 119L34 121V123L32 122L33 123L32 125H34V126H32V134H33V137L30 136L32 139L30 138L31 141L29 140V142L27 144V147L28 148L26 147V153H27L26 155H27V158L29 159L30 164L32 163L34 165V167H36V166L39 167L38 163H37V165L35 163L36 162H40V161H38L39 160L38 158H41V157H39L41 155V153L39 151H41V149H42L40 147L41 139H39L41 137V134H42V126L40 124V121H38ZM179 122H180V125H182L181 123L182 122L184 123L185 120L182 119V121H179ZM259 123L261 124V127H260V125H258ZM237 126L238 125H236V127ZM207 130H208V128H207ZM170 133H171V135H170ZM154 135H157V136H154ZM34 136H36V137H34ZM225 136H226V138H225ZM237 137H238V139H237ZM229 138H234V140L236 138L237 141L240 140L239 141L240 143H238L237 141H235L239 145L241 144L240 145L241 148H239V145L236 144V145H238L239 150L241 149V151H238L237 152L238 153V156L240 155L239 153L241 152V155L239 157L240 159L237 160L238 158H236L237 162L239 161L238 163L240 164V167H239V166H237V163H236V166L239 169L234 168L235 167V163L234 162L236 160L233 157L234 156L236 157L237 155H235V154H237V153H236V150L234 151V148L232 146H230L229 144L228 145L231 148L228 147V146L227 147L230 149L229 151L231 153L227 150L226 152H229V153H226L225 152L227 159L226 158L224 159V160H227L228 161V163H226L224 161V163L227 164V166L224 167L223 166L224 165L223 163L220 164L221 163L220 159L223 158L222 156L225 155L224 152H221L222 151V148L224 146L223 144L226 142V139L229 140ZM231 140L232 139H230V141ZM171 141H172V143H171ZM201 142H203L202 143V146H201ZM156 143H157V145H156ZM232 143L233 142H231L230 144H232ZM208 144H210V147L212 146L213 149H214V147L217 148L219 146L218 147L219 149H215L216 151L213 150V149H210V147L208 146ZM261 145H262V147H261ZM252 147L253 148L255 147L256 154H255V151L252 149ZM231 149L234 151V153H233V151ZM212 150H213V152H212ZM209 151H211L213 154H214V152L217 153V155L215 153L214 157L220 156L221 154H222V156H220L219 158L216 157V159H213L214 157L212 158V156H211L212 153L209 154ZM209 155L211 157H209ZM210 158H212L213 160H216L217 163L215 161L213 162V160L210 159ZM207 159H208V161L210 160V162L212 161L213 163H216L215 170H212V171H216V172H212L213 175H216V177H214L215 179L212 178L213 176H211L212 173L210 171V169H213L215 167L214 166L212 168V166L215 165V164H213L211 166V164L209 162V164H210L209 165ZM217 159H219V160H217ZM34 160L36 161L35 163H34ZM145 161L146 160L144 159L143 160L142 167L143 166H146ZM254 162L257 163L256 166H255V167H258V168H256V169H258L257 172H256V170L254 168V164H255ZM196 164L198 165L197 162H196ZM200 166H199V169H200ZM34 167L33 166L30 167L29 172L31 174L30 175L28 174V176H27V177H29V180H31V179L34 180L35 177H36L37 171H36V168H34ZM209 167H210V169H209ZM0 168H1L0 171L3 170L2 171L3 173L0 172V177H1V175L4 174V170H7L8 166L7 165L0 166ZM197 169H198V167H197ZM8 171H10V169ZM208 171H210V172H208ZM235 171H236V173H235ZM238 171H239V173H238ZM38 172H40V175H41V171H38ZM254 172L255 173H258V174L256 176H254ZM210 173H211V175H210ZM234 173H235V175H234ZM37 176H38V174H37ZM227 181H228V183H227ZM224 184H225V186H224ZM219 185H220V188L222 186V188L223 189L226 188L227 191H225L223 189L221 191V189L219 188ZM207 186H209V184ZM213 187H217L220 190L218 191L217 188H213ZM144 190H145V188L143 187V191ZM220 191H221V193L222 192H227V193H225V194L223 193L224 196H221V195H219L220 194L219 193ZM248 193L249 194L252 193L251 195H252V197L254 199L251 197V198H249L250 199V201H249L247 198L250 197L251 195L249 196ZM216 194H218V195H216ZM225 196H228V198L227 197L225 198ZM208 197H210V198H208ZM222 197H224V198H222ZM240 197H241V199H240ZM208 199H209V201H208ZM251 199H252V201H251ZM234 200L238 201V202H236V204L239 203V204H237L238 207L237 206H235V207H237V209L239 208L238 211H237V213L238 212L239 213H238V215L236 213V216H238L240 218L241 222L239 221V219L234 220L236 218V216L233 219L234 223L232 221H230V219H232L233 218V215H234V213H233L234 212L233 211L234 210V206H232L235 203ZM247 201H249L251 203L249 204V202H248V204H249L248 205L247 204ZM169 203H170V201L169 202L167 201V206H168ZM236 204H234V205H236ZM239 205H240V207H239ZM241 205H242V208H241ZM151 206H152L153 209L151 208ZM248 206H250V207H248ZM164 207H166V209H164ZM149 208H151V209L149 210ZM218 208H219V210H218ZM240 210L241 211L243 210L242 211L243 213L241 212L242 215L245 212V216H247V214H249L250 218H247L248 216L247 217H244V215H243L244 218L241 217L242 215H240L241 214L240 213ZM230 212H232L233 214L230 213ZM218 213H219V215L221 214L222 217L218 218L219 217ZM4 214L5 213L2 214L0 212V219L2 218V216ZM174 214L177 216L176 213H174ZM214 214L216 215V218L219 219V221H220L219 223L217 221H215L216 218H215V215ZM217 215H218V217H217ZM229 217H231V218H229ZM143 218H142V220H143ZM165 219H166V221H165ZM246 220H248V221L250 220V221L248 222ZM245 221L247 222V225L244 223ZM260 222H261V220H260ZM200 223H202V224L200 225ZM214 225H215V227L218 226V227H216L217 229L214 227ZM249 225H250V227L249 228L247 227L248 229L246 227H244V226H249ZM96 227L97 228H100L99 226H96ZM96 227H95L96 230L93 229V232H92V234H94V235H92V238H93V236L96 235L95 236L96 238L94 237L96 239V241L93 238L92 245L95 242H97V239L100 242H102L100 237H102L104 234H102V236L100 234L101 233H104L103 232L104 231L103 229H108V228L112 229L111 226L108 227V228L101 227L100 228V232L101 233L99 234V232H98L99 230L97 231V228ZM243 228L246 229L247 231L246 230L244 231ZM101 229H102V231H101ZM94 231L96 232V234H95ZM248 231H249V233H248ZM97 232L100 235L99 237H98ZM108 232H111L112 233V231L107 230V231H105V234L106 235L103 236V238H102V239H104V237H105V239L108 240L107 241V240L104 239L106 241V245H107V242L110 243V242H115L116 241V239H115V241H113L114 238H113L112 241H109V239H112L113 235H112V237L108 238L109 235L111 234V233L109 234ZM77 235H78V229L76 231V236H75V237L78 238ZM107 235H108V237H107ZM240 235L243 236V238L244 237L247 238V243L248 244L245 243V239H243V238L241 239V237H240V241L237 239V238H239ZM231 237H233V238H231ZM77 238H76V240L75 239L73 240V242L76 241L75 243H73V242L71 243L70 242L71 246L76 248V249L74 248V250H79V251L84 250V248H86V245L82 244L81 246H79V243L80 242L78 243ZM204 238H206V239H204ZM223 238L236 239V240H235V243H234V240H233V244H231L232 243V240L231 241L228 240V241H230V243L228 245H231L230 246V249H229V247L227 248V246H228L227 243L228 242L224 241L225 239H223ZM218 239L220 241H218ZM180 240H182V238ZM242 240H244V242H242ZM237 241H239V244L241 242V244L238 245V242ZM118 242H120V241L117 240L113 244L114 247H115V245L118 246V247L120 246V243L118 244ZM182 242L179 243V240H178V243L180 245H181ZM97 243L99 245V242H97ZM102 243H104V242H102ZM102 243H101V245L106 246V245H104L105 243L104 244H102ZM200 243H202V244H200ZM243 243H244V245L242 246ZM111 244L112 243H110V245ZM182 244H184V243H182ZM95 245L97 247L96 250L98 252L100 250V247H102V246L99 245L100 246L99 247L97 244H95ZM113 245H111V246H113ZM139 245H138V248L137 249H139V247H140ZM108 246H109V244H108ZM190 246H189L190 252L194 251L195 249L192 250L193 248L190 247ZM232 246L234 247L233 249H231ZM244 246H245V248H244ZM98 247H99V249H98ZM178 247H179V245H178ZM184 247H185V245L182 248H184ZM216 247H218L219 249L216 248ZM104 248H107V247H103V250L101 249V251H103V252H101V253H104L105 254ZM111 248L113 249V247H111ZM111 248H110V250H111ZM117 248H115V250ZM179 248L182 249L181 247H179ZM214 248H216V249L213 251ZM69 249H68V251H70ZM94 249L95 248L92 247L91 248V251H93ZM165 249L166 250H169V251L171 250V251L170 252L169 251L167 252V251H165ZM96 250H94V251H96ZM107 250H106V254L105 255L108 254L107 253ZM145 250H147V251L145 252ZM228 250L229 251L232 250L231 252L232 253L234 252L235 255H234V253L233 254L231 253L232 255L229 256L230 255L229 254L230 252L227 253ZM143 251H144V253H143ZM164 251L166 253H164ZM71 252H73V250H71ZM240 252H241V254H240ZM245 252H246V255L244 256ZM69 253L70 252H67V254L69 256H71V258H72V260L70 259V262L69 263L70 264H77L75 262L77 260L74 258V255H77L78 252L75 251V254L73 252L74 255L73 254H69ZM142 253H143V256L145 258L142 256ZM170 253L173 254V255L171 256ZM92 254H93V252H92ZM112 254H113L112 251H110L109 252V255H107V256H111ZM166 254L168 256H171L172 258H170L169 260H167L168 257H165ZM146 256H147V258H146ZM227 256H229V257L227 258ZM260 256H261V258L258 259V257H260ZM141 257H142V259H141ZM254 257H256V258H254ZM74 259H75V261H74ZM164 260L165 261L167 260L168 262L166 263V262H164ZM228 260H227V263L229 264L231 262V260H229L230 262ZM257 261H258V263H257ZM179 262H180V260H179ZM216 262H213V263L214 264H218V262L217 263ZM213 263H211V264H213Z\"/></svg>",
	"mask_w": 264,
	"mask_h": 264
}]
</instances>
